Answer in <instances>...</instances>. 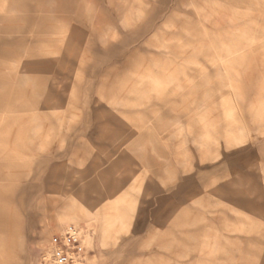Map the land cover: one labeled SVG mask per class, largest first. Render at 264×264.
Listing matches in <instances>:
<instances>
[{
  "label": "rangeland",
  "instance_id": "1",
  "mask_svg": "<svg viewBox=\"0 0 264 264\" xmlns=\"http://www.w3.org/2000/svg\"><path fill=\"white\" fill-rule=\"evenodd\" d=\"M264 264V0H0V264Z\"/></svg>",
  "mask_w": 264,
  "mask_h": 264
},
{
  "label": "built area",
  "instance_id": "2",
  "mask_svg": "<svg viewBox=\"0 0 264 264\" xmlns=\"http://www.w3.org/2000/svg\"><path fill=\"white\" fill-rule=\"evenodd\" d=\"M50 264H82L86 259L84 228L70 223L56 231L49 243Z\"/></svg>",
  "mask_w": 264,
  "mask_h": 264
},
{
  "label": "bare ground",
  "instance_id": "3",
  "mask_svg": "<svg viewBox=\"0 0 264 264\" xmlns=\"http://www.w3.org/2000/svg\"><path fill=\"white\" fill-rule=\"evenodd\" d=\"M49 255H50V251H49Z\"/></svg>",
  "mask_w": 264,
  "mask_h": 264
}]
</instances>
